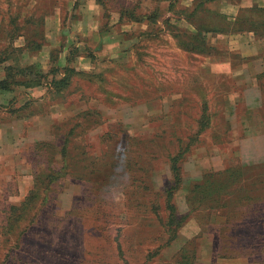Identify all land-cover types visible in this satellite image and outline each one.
Masks as SVG:
<instances>
[{
  "label": "rangeland",
  "instance_id": "1",
  "mask_svg": "<svg viewBox=\"0 0 264 264\" xmlns=\"http://www.w3.org/2000/svg\"><path fill=\"white\" fill-rule=\"evenodd\" d=\"M57 8L0 0V264H264V40L148 36L59 66Z\"/></svg>",
  "mask_w": 264,
  "mask_h": 264
},
{
  "label": "crops",
  "instance_id": "2",
  "mask_svg": "<svg viewBox=\"0 0 264 264\" xmlns=\"http://www.w3.org/2000/svg\"><path fill=\"white\" fill-rule=\"evenodd\" d=\"M242 13H248L253 21L251 29L238 30ZM256 13L264 16V0H72L70 14L63 15L57 8L54 14L44 18V23L47 32L55 30L53 39H63L56 45L60 66L65 65L63 62L72 50L83 47L106 51L105 45L114 47L115 51L126 50L142 44L148 36H165L167 50L184 55H193L181 46L180 36L185 35L200 34L207 42L210 38L209 48L228 46L227 40L242 34L264 40V26L261 25L264 20L251 18ZM202 20H209L210 25ZM52 46H41L37 52L50 53L55 48ZM198 56L203 59V68L213 74L223 76L230 71L228 59Z\"/></svg>",
  "mask_w": 264,
  "mask_h": 264
},
{
  "label": "trees",
  "instance_id": "3",
  "mask_svg": "<svg viewBox=\"0 0 264 264\" xmlns=\"http://www.w3.org/2000/svg\"><path fill=\"white\" fill-rule=\"evenodd\" d=\"M242 14H245V13H242ZM262 15V14H261ZM249 15L248 17H242L241 16V21L239 22V28L238 30L239 31H242L243 28H247V29H251L253 27V21H250L249 23ZM262 26H264L263 24H261ZM260 27V26H258ZM205 37L198 34H194V35H191L190 37L186 38L184 42H182L181 46H183V48H185L187 51H191L193 52L194 51V44L195 43H198L199 45H197V47L201 46V45H204L205 44ZM187 41V42H186ZM184 43V44H183ZM20 84H24L25 86L29 87L27 84H25L24 82L23 83H18L17 85H20ZM0 89L2 90H11V86H10V81H8V77H5V80L3 81H0ZM178 171V168H175V166L172 168V172L174 173V177L177 178V174H175L176 172ZM170 212L168 213V217L171 218V219H174L175 218V215L173 213V209L172 207H170Z\"/></svg>",
  "mask_w": 264,
  "mask_h": 264
}]
</instances>
